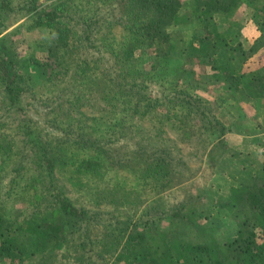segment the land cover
<instances>
[{
	"label": "trees",
	"instance_id": "1",
	"mask_svg": "<svg viewBox=\"0 0 264 264\" xmlns=\"http://www.w3.org/2000/svg\"><path fill=\"white\" fill-rule=\"evenodd\" d=\"M243 1L53 0L41 8L39 0H0L1 40L6 35L1 34L8 29L1 9L26 11L30 14L31 27L48 32L45 42L38 46V50L44 49L48 54L45 53L48 61L42 67L49 78L43 86L48 90L60 78L59 74H68L70 78L74 75L79 88L82 84L91 87L96 104L102 110L100 117L87 120L89 125H85L82 118L89 117L86 110H82L84 102L80 101L85 92L71 91L73 95L66 98L67 118L71 117V124L62 127L61 120V138H50L58 146L48 148L50 141L46 144L40 139L41 134L29 132L27 123L23 125L27 135L19 139L15 130L13 137H17L20 146L31 144L30 139L32 146L39 149V157L35 154L24 164L19 151L14 149L13 139L7 147L0 144L4 156L2 165L11 162L16 170L7 185H2L0 180V264H57L61 260L67 264H264V161L260 173L232 189L229 210L236 227L233 236L210 241L196 239L204 229L201 223L205 215L197 207L201 196L191 191L179 205H174L175 210L152 216L154 221L122 222L110 213L105 214L108 206L122 204L127 193L130 196L140 187L155 195L172 190L180 194L181 186L176 189L178 168L185 164L183 156H187L182 146H195L191 141L193 134H188L181 120L186 117L185 108L193 110L195 106L189 104L187 96L192 97L191 92L178 90L182 88L179 76L187 81V87L195 90L209 81L204 80L205 74L215 77L211 82H219L222 90L211 91V95L220 103L226 99L222 98V93L235 94L238 100L254 99L259 108H264V0H245L258 30L248 46L228 44L217 31L214 19L215 13L228 12ZM190 19L197 21L198 33L192 35L193 39L186 46H178L175 41L181 30H178L179 25ZM206 42L208 46L203 49ZM216 53L222 63L218 62ZM187 57L197 59L198 65L189 67ZM30 59L34 65L41 62L33 52ZM54 67L57 71L52 72ZM178 71L181 75L173 80ZM18 73V62L4 49V56L0 57V95L11 106H21L16 110L24 111L30 91L26 80ZM99 83H104L101 89L96 88ZM106 86L108 89H104ZM154 92L155 98H152ZM173 107L180 112L171 117L172 113L167 111H173ZM165 108L168 109L164 113ZM195 108L202 114L200 122L206 121L200 127L206 128L216 140V143L210 142L211 146L220 144L221 151L226 149L225 124L212 116L213 110L209 107ZM139 113L143 117L164 116L176 122L181 130L176 138L187 136L186 142L179 149L176 148L178 141L166 144L142 138L143 141L137 142L136 131L140 128L148 131L144 128L147 125H134L127 119ZM57 119H62L60 113ZM112 125L130 137L122 157L112 151L111 138H106ZM63 143L67 145L62 147ZM262 147L264 156V142ZM139 156L143 159L138 168ZM129 160H134V166ZM66 163L74 165L68 180L78 179L82 172L93 177L110 170L116 180L110 177L111 183L107 182L102 190L91 181L86 188L89 192L81 194L80 191L75 197L70 195L66 184L59 186L52 181L35 179L37 177L32 183L21 182L25 174L23 165L39 164L41 172L37 175H40L42 169L46 173ZM14 196L20 201L31 197L34 205L30 211L19 210L11 215L5 204ZM99 203H103L104 209ZM173 219L177 220L176 224L182 222L180 230L165 231L162 220Z\"/></svg>",
	"mask_w": 264,
	"mask_h": 264
},
{
	"label": "rangeland",
	"instance_id": "2",
	"mask_svg": "<svg viewBox=\"0 0 264 264\" xmlns=\"http://www.w3.org/2000/svg\"><path fill=\"white\" fill-rule=\"evenodd\" d=\"M52 1L53 0H39L40 7L44 8ZM246 4L244 0L241 4H238L228 12L214 14V19L218 24L217 31L226 39L228 44L236 45L237 43H242L244 46H248V43L258 34L257 27L250 18V8L247 7ZM25 12L26 11L17 13L13 10L8 11L1 9V13L4 15L2 17L3 22L5 26H8V29L1 34L6 35L2 37V40L0 39V57L4 56V49L9 51L12 57L18 62V74L22 75V78L26 80L27 87L30 91L29 98L25 101V106L23 107L24 111L16 110V108H21V106H11L8 104V101H6V98L2 96V94L0 95V144L1 146L3 144V146L7 147L8 144L13 143L14 149L19 151L20 160H23L24 164L27 162L26 159L30 157L33 158L35 154L39 157V149L32 146L30 139L28 143L31 144L20 146V142L18 143V141H16L17 137H13L15 130L18 132L17 135H15L18 136L19 139L23 138L27 135V131L25 127L23 128V125L27 123L29 125V132L37 133V135L41 134L40 139L46 144L50 141V145L47 144L48 148L57 145L54 143V140L51 141L50 138H61L63 132H61L62 129L60 127L64 126L67 128L69 125L71 117L67 118L68 113L66 109L68 108V103L66 102V98L71 97L73 95L72 93L76 92L78 89L85 92V97L80 100L84 102V104H82V110H86V114L89 117V119L82 118L85 125H89L86 123L87 120L92 121L100 117L102 111L101 106H97L96 104V95L92 93L91 87L82 84L81 88H79L78 82L75 81L76 76L74 75L70 78L67 76L68 74H59L60 78L53 82V85H51L48 90L43 86V83L49 78V73L42 67L45 62L48 61V58L44 57L46 53L44 49H42V51L40 49L38 50V46L45 42L48 32L46 29L31 27L30 21L28 20L30 14ZM196 22L197 21L194 22L190 19L188 22L179 25L178 30H181L176 34V45H183L184 47L193 39L191 38L192 35L198 33V25ZM175 29L177 30V28ZM194 42L197 45V40H194ZM205 45L203 49L208 46V43L206 42ZM189 51L190 54H192V50ZM32 52L35 54L36 58L40 59V64H32L34 63L32 59H30ZM219 53L221 56H224L222 52ZM46 55L48 54L46 53ZM175 56H179L180 58L179 53H176ZM52 57L54 58L55 56ZM215 57L218 59L219 63L223 62L218 53H216ZM51 60L53 61L54 59ZM229 62L232 63L235 62V60H229ZM186 63L189 67H194L198 65V60L187 57ZM56 66L58 67V65ZM57 67H54L51 71H57ZM176 73L177 75L173 76V80L181 75L179 71ZM204 76V80L209 79V81H207L205 86L200 84L199 87H197L198 90L187 87V81H183V78L179 76V78H181L180 84L182 88L178 90L181 91L182 89L185 92H191L192 97L187 96L188 99H190L189 104L200 108H203L204 105L209 107L213 110L212 116L218 118L225 124L226 131L224 141L226 149L221 151L222 145L220 144L211 146L210 142L216 143V140L214 141L212 138L214 136L210 135L206 128L200 127L202 124L205 125L206 121L200 122V120H202L200 119L202 114L200 111L195 110L196 108L194 106H190L194 107L192 108L193 110L185 108L184 111L187 112L186 117L184 120H181L188 134L191 133L194 136L191 139L195 144L193 148L188 145H183L187 140V136L181 135L179 138H176V135L181 132L180 127L178 128L176 122L169 121L164 116L160 117L155 114H149L146 115L148 117H143L139 113L138 115L130 117V119L127 120L131 123L138 126L147 125V127H142L150 131H141L143 128H140L139 132L136 131L135 139L137 142H139V140L143 141L142 138H146V140H160L166 144H173L178 141L177 149L183 145L182 152L184 151L183 153L187 154V156L186 158L183 156L185 164L180 165L178 168L179 181H177L179 185L176 187L177 189L181 186V190L180 194H177L176 190H172L170 191L171 193L168 194L162 193L160 195H155L145 190L143 191L140 187L130 196L126 192L128 197L122 199V204L119 203L116 206L107 205L108 208L105 210L106 215L110 213L114 218L116 217V219L122 222H129L130 220L154 221L152 216L161 213H169L175 210L174 205H179L181 200H184L190 195L189 192L191 191V193L201 196V203H198L197 207L198 210L205 215V219H203L201 223L204 229L197 235L196 239L199 238L202 241H210L213 238L222 239L227 236L235 235L236 227L229 210V206L232 202V189L234 187H239L243 183H247L251 178L250 176L260 173L264 161V156L261 153L263 151L262 146L264 142V108H259L254 99L248 102L238 100L239 96L235 94L224 95V93H222V98L226 99L222 100V103H220L219 99L212 97L211 91L220 92L222 90L221 84L219 82H211L215 80V77L207 76V74ZM99 84H97L96 88L101 89L104 83ZM104 89H108L107 86ZM71 91L73 92L71 93ZM155 92L152 98H155ZM173 93L176 94L177 89H175ZM204 100H207L209 103L205 104ZM107 106H111V104ZM7 108H11L12 110H8ZM167 109L168 108H165L163 112L165 113ZM28 112L30 117H28ZM167 112L168 114L172 113L170 114L172 117L175 112L178 113L180 111L173 107V111L170 110ZM59 113L62 115V119H57ZM181 117H184V115H181ZM61 120L64 124L61 123L59 127ZM160 120H165V122H161ZM20 126L22 127L20 128ZM18 127L20 129H18ZM153 134H156L154 138L151 137ZM106 135L109 136L106 138H111L112 151L118 152V157H122L126 150L124 147L126 146L125 143H128L130 137L126 136V134L123 135L115 125L109 128ZM70 136L72 140H76L72 135ZM11 139H13L12 143H10ZM14 141L16 143H14ZM35 141H37V139H35ZM66 145V143H63L61 146L63 147ZM130 150L131 149L127 146V151ZM1 152L2 151H0V180L1 184L5 186L9 183L8 181L12 177L11 174L15 173L16 170L13 169L15 165L12 166L11 162L5 166L2 165V163H4V156ZM142 159L143 156H139L136 160L139 162L138 168L140 167ZM129 161L132 162L131 164L134 166V160ZM23 166L24 168L22 169L25 170L23 171L25 174L21 180L22 183H32L34 182V178L37 177L35 179L46 181L47 183L52 181L59 186L66 184V187H68L67 190L70 191L72 197L77 196L80 191L81 194L89 192L86 188L91 185V181L96 182L98 188L102 190L108 184L107 182L110 181L111 183L110 177L114 178V182L116 180L111 170L99 176H97L96 173L93 177H89L87 172H82V174L78 175V179L73 178L68 180V176L74 170V165L70 166L67 163L66 165L63 164L61 168H55L51 171H46V173L42 169L40 175H37V173L41 172L39 164ZM66 169L68 170L64 171ZM35 173L37 176L34 175ZM122 173L124 172H121V174ZM41 174H43L42 177H40ZM51 174H53V178L55 179L51 177ZM147 181L148 179L146 181L144 180L141 184ZM31 205H34L31 197L28 200L20 201L18 197L14 196L6 201L5 209H7L11 215L14 213L16 215L19 210H25V212L30 211ZM99 205L104 209L103 203H99ZM160 221L161 220H158V222ZM175 221L177 220H162L161 225L165 227V231H171L174 230V228L180 230L178 227H181L182 222L176 224L174 223ZM185 231L190 236H194V234L189 233L186 228ZM57 264L67 263L61 260V262Z\"/></svg>",
	"mask_w": 264,
	"mask_h": 264
}]
</instances>
